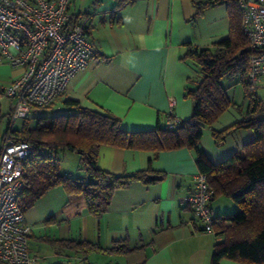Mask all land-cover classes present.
I'll use <instances>...</instances> for the list:
<instances>
[{
    "label": "crops",
    "instance_id": "0c3cea01",
    "mask_svg": "<svg viewBox=\"0 0 264 264\" xmlns=\"http://www.w3.org/2000/svg\"><path fill=\"white\" fill-rule=\"evenodd\" d=\"M117 2H70L72 17L88 16L86 33L96 54L50 109L31 111L27 117L31 127L39 116L74 112L64 103L67 98L118 119L128 131L162 126L168 115L179 120L190 117L193 101L186 96V87L198 68L184 58L185 43L210 47L226 37V4L212 5L193 19L192 0H130L120 7ZM19 72L0 63V78L7 80L6 85ZM223 86L240 109L230 106L203 129L199 147L214 163L254 139L252 129H233L220 145L214 143L212 129L222 130L240 120L246 106L238 77L224 80ZM259 86H264V78L256 84ZM79 164L77 171L64 168L63 172L82 176ZM97 165L118 175L151 168L161 171L163 178L154 183L136 179L116 189L107 209L98 216L88 212L81 195L68 194L60 185L50 188L23 211L30 228L28 251L38 264L211 263L214 244L221 235L204 231L185 199L198 171L194 149L184 145L154 153L102 145ZM224 199H211L217 216L237 208L228 197ZM77 242L88 246L81 249ZM218 264L243 263L223 258Z\"/></svg>",
    "mask_w": 264,
    "mask_h": 264
},
{
    "label": "trees",
    "instance_id": "16d2710c",
    "mask_svg": "<svg viewBox=\"0 0 264 264\" xmlns=\"http://www.w3.org/2000/svg\"><path fill=\"white\" fill-rule=\"evenodd\" d=\"M118 7L130 0H117ZM195 19L215 4H226L229 30L226 37L210 47H196L185 43L184 58L198 68L186 96L193 101L189 118L180 120L173 127L164 124L153 129L128 131L120 121L96 110L81 107L73 99L64 103L74 112L43 115L33 127L25 118L19 129L11 135L17 141H26L31 152L23 159L24 186L18 198V206L25 211L50 188L60 185L68 194L83 197L88 212L100 215L104 212L114 191L127 186L133 180L154 183L163 178L161 171L151 168L130 174H114L97 165L99 149L110 145L131 149L149 150L188 146L196 151L198 171L206 173L213 190L212 198L228 197L236 210L217 216L213 224L221 239L214 244L211 263L218 264L223 258L243 264H264V99L256 85L248 80L247 38L241 31V19L236 0H192ZM238 77L246 99L243 117L222 130L212 129L214 143L220 145L233 129H252L254 139L229 153L218 162H211L199 147L203 129L211 124L230 106L240 109L228 97L224 80ZM4 89L0 87V95ZM32 107V111H42ZM10 113V112H9ZM0 134V148L4 135ZM67 150L79 157L82 176H72L60 170L59 155ZM83 249L86 242L75 243Z\"/></svg>",
    "mask_w": 264,
    "mask_h": 264
},
{
    "label": "built area",
    "instance_id": "2783aa9c",
    "mask_svg": "<svg viewBox=\"0 0 264 264\" xmlns=\"http://www.w3.org/2000/svg\"><path fill=\"white\" fill-rule=\"evenodd\" d=\"M71 1L0 0V63L20 70L4 87L13 105L0 148V264H38L28 251L30 228L18 206L24 186L22 162L31 146L15 140L11 131L21 128L20 122L33 106L52 105L96 54L86 33L88 16L72 17L68 11ZM236 5L248 41L247 76L256 85L264 78V0H236ZM179 121L168 115L164 126L173 127ZM193 181L186 202L203 230L215 233L217 216L210 206L213 190L206 173L195 172Z\"/></svg>",
    "mask_w": 264,
    "mask_h": 264
},
{
    "label": "rangeland",
    "instance_id": "374dc122",
    "mask_svg": "<svg viewBox=\"0 0 264 264\" xmlns=\"http://www.w3.org/2000/svg\"><path fill=\"white\" fill-rule=\"evenodd\" d=\"M6 82H7V80L0 78V87L1 86H3V87L7 86L5 84ZM257 90H258V94L261 97H264V86H259L257 88ZM12 105H13V99L12 98L5 96L4 94L0 95V134H2L6 128V125L8 122V117H9V112H10ZM50 107H51V105L49 107L43 108L42 111L48 110V109H50ZM28 119H31V118H28ZM59 158H60V166H59L60 170L63 171V169L66 168V169H71V171L72 170L77 171L76 168H77V165L79 164V161H78V154L75 151L68 150L65 158H63V154H60ZM221 198L223 200H226V199H224L225 196H221ZM227 200H229V199H227ZM228 202H230V201H228Z\"/></svg>",
    "mask_w": 264,
    "mask_h": 264
}]
</instances>
